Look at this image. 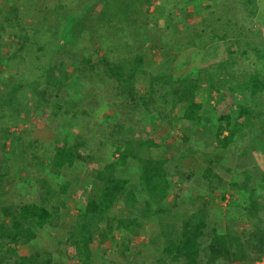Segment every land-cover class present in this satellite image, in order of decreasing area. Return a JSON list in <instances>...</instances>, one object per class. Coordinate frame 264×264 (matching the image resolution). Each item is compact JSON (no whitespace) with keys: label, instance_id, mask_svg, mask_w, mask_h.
Masks as SVG:
<instances>
[{"label":"trees","instance_id":"16d2710c","mask_svg":"<svg viewBox=\"0 0 264 264\" xmlns=\"http://www.w3.org/2000/svg\"><path fill=\"white\" fill-rule=\"evenodd\" d=\"M96 1L100 7L99 16L88 34L81 37V31H83L81 24L86 22V17H79V13L74 10L67 12L64 19L56 22L51 30H48L54 46L52 52L59 49V43L71 47L78 46L79 51L86 54L80 65L73 70L67 71L63 68L64 60L70 56L65 53L57 60L59 65L56 67L42 63L40 55L36 54L43 50L41 44L33 47V44L30 45V50L33 52L31 59L28 55L22 57L15 52L0 56V85L3 86L0 92V111L3 112L0 115V135L8 137L12 134L8 127L18 125L20 112L30 114L36 109L43 108L42 110L47 112L48 117H51V123L67 118L75 135L73 144L84 148L87 152L83 158H76L70 149L71 143H66L56 149L54 159L51 161V166L56 173L62 167L74 168L76 161L82 165L91 164L96 169L94 179L90 181L94 186V191L91 189L90 196L92 197L87 200L84 208L77 209L75 222L69 223L67 218L72 215L67 212L63 213L59 205L66 196L69 183L57 185L59 180L37 177L38 172H31L34 177L30 181H21L18 174L14 173L8 163L1 159L0 264H89L90 261L84 252L92 242L93 234L89 229V224L78 223L79 218L85 219L86 216L91 217L98 212L106 213L117 202L119 206L128 208L137 206L138 195L126 190L127 179L120 176L119 171L123 169L138 170L139 181L143 183L150 200L155 202L156 212L169 213L168 209L162 208L161 205L168 194L171 173L166 166L170 164V161L155 158L154 150L163 144L156 140L162 135H156L154 129L156 127L165 129L162 125L167 124L170 130L175 120H171V114L164 113L160 109L158 95L164 92L165 96L176 98L181 107L183 119L207 124L206 119H202L204 117L201 112L203 104L198 95L199 78L205 75L211 77L209 67L219 69L223 65L226 66V63V67L234 64V60L227 62L225 59H218L210 65L200 67L193 73L191 67L189 69L181 67L178 70L175 63L169 65L164 64L163 61L159 63L160 70L151 73V70L149 71L145 66L144 51H139L133 57H127L119 56L116 49L121 44L129 47V40H127L129 38L134 40L135 50L140 46H145L139 34L134 35L137 29L149 23L152 18H156L155 14L148 12V5L153 4L154 0ZM165 1H169V5L164 8L155 7V12H158L157 16L160 15L165 24L160 28L167 30L172 24L181 25L179 34L185 45L174 41V49L193 48L186 53L185 61L181 62L182 65L197 63L195 49L204 50L209 41L228 39L230 44L237 45V39L243 34V30L247 29V25L249 23V26L257 25L256 22H251L261 11L260 2L257 0H237L240 1L242 10H244V16L238 19L234 10L236 3L230 0H218L221 4L219 9L222 8L224 11V24L219 27L222 33H213L209 29L212 34L208 33L205 36L204 32L201 33L199 26H192L193 34L187 35L188 31L190 33L188 24L191 18L188 19L184 6L193 7V0H178V5H183L180 9L177 2ZM209 1L212 3L217 0ZM210 2L207 5L202 3V5L204 8H211ZM176 6L181 13H173L172 10ZM195 19L203 22L201 16ZM11 23L16 22L11 19L9 24ZM101 23H105L102 29ZM20 29H23L25 33L19 32L16 37L28 39L31 42L30 28L20 27ZM2 38L0 35V40ZM83 38L91 39L97 47L94 46L92 52L88 53L86 47H81ZM150 46L148 45L147 48L149 49ZM98 48L103 51H97ZM180 53V50H176L173 53V59H178ZM181 54L184 56V53ZM231 54H233L232 51ZM55 69L58 70L55 71ZM4 71L9 74L15 73L17 79L13 80L12 84L5 85L2 80ZM73 73H79L81 77L93 83L105 80L112 82L113 91L110 97L112 111L110 113L101 112L95 101L92 105L87 102L85 107L79 111L69 110L65 105L67 95L64 94L63 89L70 76L74 75ZM239 78L223 89L218 101L219 103L224 102L226 106L224 110L219 111L214 124L209 123L210 125L207 126L208 134L213 136L220 149L234 148L235 142L240 140L246 143L244 144L245 150L249 152L255 149L260 150L263 154L257 159V163H261V169L252 164L254 159L251 164L244 162L246 158L249 159L252 156L251 154L246 157V153H243L242 156L245 157L243 162L231 170L221 164V157L213 153L214 148L212 147L206 146V150L187 149L186 160L189 163L194 164L195 158L192 154L198 153L200 162L206 165L201 171L194 170L197 178L192 173H188L187 178L192 175V178H202L207 185L215 183L214 189L223 187V181H225L230 191L235 188L243 193L239 192L237 195L238 200L243 199L244 202H239L235 207L230 206L224 210L226 211L222 217L224 224L218 219L208 222V219L189 216L178 220L176 214H168L167 218L159 223L158 233L153 237L155 241H151V244L158 246L161 256L174 264H258V261L264 260V218L261 216L264 213V197L260 194V189H264V110L262 114H254L251 109L242 108L233 100L232 103L230 101L225 103L227 97L232 98V94L240 92L249 93L248 101L264 97V69L261 72L245 70ZM214 80L209 84L211 92L216 89ZM171 83L175 84V87L171 89V92L166 93L163 88ZM26 88L30 90L31 96L29 98L25 96L23 97L25 99H22L19 94ZM150 104L158 108L154 115L148 113L147 108ZM233 106L246 110L242 120L234 117ZM98 113H101L103 117L98 120L99 127L97 126L96 129L101 128V130L94 131L93 135L88 138L81 137L84 133L80 131L83 123L80 118L84 116L89 119ZM151 122L155 123L153 131L150 130ZM223 132H226V135L221 137ZM37 144V139L27 141L26 145L30 155L24 159L22 167L25 169L22 171H29L31 168L40 170L42 161L37 156ZM174 163V169H178L180 164L176 161ZM196 165L197 163L194 164ZM221 169L228 170V172L233 171L231 172L233 175L231 183L224 178ZM221 195L224 194L221 193ZM185 198L182 196V200H189ZM149 207L150 202L148 201L145 203V208L150 209ZM235 210L245 212V225L239 226L235 223V216L232 213ZM108 221L107 232H111L115 226L120 232H125L123 240L135 244L134 237L139 235V230L136 229L134 220L108 215ZM107 245L110 244L106 242ZM72 247H78L80 251L77 262H72L73 257L68 254Z\"/></svg>","mask_w":264,"mask_h":264},{"label":"rangeland","instance_id":"374dc122","mask_svg":"<svg viewBox=\"0 0 264 264\" xmlns=\"http://www.w3.org/2000/svg\"><path fill=\"white\" fill-rule=\"evenodd\" d=\"M173 1L177 2L178 0ZM208 1L209 0H193V7L190 5L184 6L187 11L188 19L191 18L188 24L190 33L188 31L187 35H192L193 27L198 26L202 31L201 33L204 32L205 36L208 33L212 34V31L213 33H222L221 28H219L224 24V11L222 8L221 10L219 9L221 4L218 0L212 3L209 1L211 8H204L202 3L207 5L209 3ZM257 1L260 2L261 11L255 16L254 21L251 22H256L257 25L255 27L254 25L249 26V23L246 27L247 29L243 30V34L237 39V45L230 44L228 39H219L214 40V42L209 41L208 46H206L204 50L199 48L195 49V51H197L194 52L197 54L195 57L197 63L181 64V62L185 61L186 53L193 50L192 47L189 49H174V41L180 45L184 44V40L182 36H180L181 34H179L181 25L172 24L167 30H162L160 28L162 26L164 27L165 24L161 19L162 17L160 15L159 17L157 16L158 12H155V7L164 8V6L169 5V1L165 0H154L153 4L148 5V12L155 14L156 18H152L149 23L136 30L134 36L139 34L145 46H140V48L135 50L136 46H134V40L126 38L129 40V47H126L125 44H121V46L116 49L119 56L125 55L127 57H133L139 53V51H144L145 66L149 71L151 70V73L158 72L160 70L159 63L163 61L164 64L168 63L169 65L175 63L178 70L181 67L188 69L191 67L193 73L198 71L200 67L210 65L218 61V59H225L227 62L228 60H234V64L230 67H226V63V66L223 65L219 69L215 67L212 69L209 67L208 70L211 77L205 75L199 78L198 85L200 91H198V95L203 104L201 112L204 117L202 119H206L208 122L207 124L183 119L182 110L176 101L177 99L169 95L165 96L164 92H160L163 94L158 95L160 109L163 110L164 113L168 112L169 115L171 114V120H175L170 130H168L165 122H162L166 124L162 125L165 129L160 127L154 129L156 135H162L161 138H156V140L163 144L154 150L155 158L163 160L168 159L170 161V164L166 166L171 173L168 194L161 205L162 208L168 209L169 213L160 214L156 212L157 207L154 204L155 202L150 200L143 183L139 181L138 170L130 171L123 169L119 171L121 178L127 179V183L125 184L126 190L138 195L137 206L128 208L119 206L117 202L113 204L106 213L98 212L94 213L91 217L86 216L85 219L79 218L80 222L78 223L86 222V224H89V229L92 230L93 234L92 242L84 252L88 261H90L89 264H174L161 256L158 246L151 244V241H155L153 237L158 233L159 223L163 222L168 214H176V219L178 220L183 219L186 214L189 215V217L201 218L204 220L208 219V222H213L218 219L217 216L216 219H214L213 216L215 214L218 215L217 212H219L222 215H218L222 219L220 223H223L222 217L226 214L224 210L227 207L230 208V206L235 207L239 202H244L243 199L238 200L237 193L240 191L235 188L233 191H230L225 181H223V187L214 189L215 183L207 185L202 178L196 179L197 175L194 170L201 171L206 165L200 162L198 153L192 154L195 158L194 164L197 163L196 166L186 160V155L187 149L206 150V146H209L214 148L212 149L214 150L213 153L221 157V164L226 168L228 167L232 170L236 165H240L245 159L242 155L246 153V157L250 154L252 156L249 157V159L246 158L244 162L251 164V161L254 159V163L252 164L261 169V163H257V159L263 154L260 150L253 149V152H249L245 150L246 146H244V144L246 143L240 140L235 142L234 148L229 147L220 149L213 136L208 134L207 129V126L210 125L209 123L212 124L216 121L215 119L219 111L225 109L226 105H224V102L219 103L218 101L223 89L227 88L232 82L234 83L237 81V79H240L239 77L244 74L245 70L248 72H261V70L264 69V0ZM230 2L236 3V8L234 9L235 14L237 13L238 19L242 18L244 16V10H242L243 7L240 1L230 0ZM98 4L96 0H0V35L3 37L0 40V56L10 55L15 52L18 56L26 57L28 55L31 59L33 52L30 50V45L33 44V47L34 45L38 46L41 44L43 50L38 51L36 54L40 55V60L43 61L42 63H46L47 66L56 67L59 65V61L57 60L65 53L67 56H70L64 60L63 68L67 71L73 70V68L80 65V62L83 61L86 54L81 53L78 46L71 47L59 43V49L52 52V47L54 46L52 45L51 34L48 30H51L56 22L64 19V15L67 12L74 10L79 13V17H86V22L81 24L83 25L82 30L85 31V33L81 31V37L88 34L98 20L100 10ZM176 4L179 9L183 7V5H178V2ZM177 6L172 10L175 14L181 13ZM200 16L203 18L202 23L195 19ZM11 19L16 23L9 24ZM193 21H195V23ZM101 25L102 29L105 23H101ZM20 27L30 28L29 35H31V42H29L28 39L16 37L19 32L25 33ZM209 29L212 31H209ZM240 32L242 33V31ZM170 35L174 37L170 38ZM148 45H151L149 49L147 48ZM94 46L91 39L83 38L81 47H86L88 53L92 52ZM48 49H50V51H48ZM176 50H180L181 53H184V56L180 53L178 59H173V53L176 52ZM97 51L102 52L103 49L98 48ZM231 51L233 54H231ZM162 68L164 67L162 66ZM56 70L58 69H55V71ZM73 74L74 75L70 76L67 80V85L65 89H63L64 94L67 95L65 105L69 110L79 111L85 107L87 102L92 105L95 101L96 104L99 105L98 108L101 112L110 113L112 111V105L110 104V97L113 91L112 82L105 80L104 82L93 83L91 81L89 82L87 78L81 77L79 73ZM238 75L240 76L237 77ZM16 79L17 76L15 73L11 72V74H9L4 71L2 74V80L5 85L12 84L13 80ZM212 80H214V84L216 85V89L213 92L210 91L209 86L210 83H213ZM174 87L175 84L171 83V85H166L163 89L166 93H169ZM2 90L3 86L0 85V92H2ZM19 96L22 99H25L23 98L25 96L29 98L31 92L26 88L20 92ZM229 97L226 98L225 103L229 101L232 103L233 100L239 104L240 107L251 109L254 114L263 113L264 97L261 99L257 97L248 101L250 97L248 92L234 93L232 94V98L231 96ZM233 108L235 110H231L233 114H235L234 117L238 120H242L246 110L237 109L235 106H233ZM42 109H36L30 114L20 112L18 125L8 127L9 132L12 134L8 137H3V134L0 135V146L3 145V147H0V160L3 159V162H7L9 168L12 169L14 173L18 174L21 181H30L34 177L31 172H38L39 176L37 177L44 179L45 177H49L59 180L57 185L69 183L66 196L64 200L60 201L59 205L63 213L67 212L72 215L67 218V222L72 223L75 222V217H77V209L84 208L87 200L92 197L90 195L92 190L94 191V186L93 182L91 184L90 181L95 176L96 169L91 164L82 165L80 162L76 161L73 166L74 168L62 167L60 170H57L58 173H56L51 166V161L54 159L56 149L64 146L66 143H71L70 149L76 158H83V155L87 152L84 148L73 144L75 135L67 118L58 119L56 123H51V117L49 118L47 112ZM147 110H149L148 113L150 115H154L158 108L150 104ZM229 110L230 109H228V111ZM1 113L3 112L0 111V115ZM102 117L103 115H101V113L89 119L88 117L82 116L80 120L83 123L81 124L82 129H80V131L84 134H81V137L88 138L93 135L94 131L101 130V128L96 129V127L98 126V120ZM151 123L150 130L153 131L152 128L155 123ZM224 135H226V132H223L221 137ZM29 139L38 140L37 156L41 159L40 161H42L40 170L31 168L29 171H22L25 169L22 167V163H24V159L30 155L26 145ZM174 161L180 164L178 165V169H174ZM248 166L251 167V165ZM222 171L224 173V178L227 179L228 183H231L233 171H231L232 173L228 172V170ZM188 173L194 174L196 178H192V175L190 178H187ZM6 184H8V182H6ZM260 192L261 196L264 197V189H260ZM221 193L224 195H221ZM182 196H185L189 200H182ZM148 201L150 202V209L145 208V203H148ZM175 208L177 211H175ZM232 213L235 216V223L237 225L242 226L246 224L245 212L243 210L240 212L235 210ZM108 215L135 221V227L139 230V235L134 237L135 244L123 240L122 237L125 235V232H120L115 226H113L114 228L111 232L106 231V224L109 222ZM261 216L264 218V213L261 214ZM42 233L45 232L42 231ZM128 238L130 237L128 236ZM106 242L110 245L106 246ZM79 253L78 247H72L69 250L68 254L73 257L72 262L78 261L77 257ZM258 264H264V260L258 261Z\"/></svg>","mask_w":264,"mask_h":264},{"label":"crops","instance_id":"0c3cea01","mask_svg":"<svg viewBox=\"0 0 264 264\" xmlns=\"http://www.w3.org/2000/svg\"><path fill=\"white\" fill-rule=\"evenodd\" d=\"M175 211H177L176 208H175ZM184 216L186 217V216H189V215H186V214H185ZM217 217H218V216H217ZM213 218L216 219V215H214ZM218 219H219V220H222L220 217H219Z\"/></svg>","mask_w":264,"mask_h":264}]
</instances>
